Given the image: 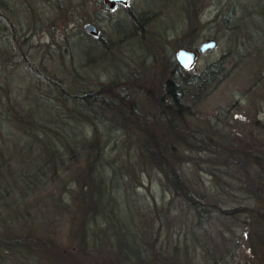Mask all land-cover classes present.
<instances>
[{
    "label": "trees",
    "instance_id": "1",
    "mask_svg": "<svg viewBox=\"0 0 264 264\" xmlns=\"http://www.w3.org/2000/svg\"><path fill=\"white\" fill-rule=\"evenodd\" d=\"M228 1L231 43L198 71L152 42L146 20L139 71L92 81L69 62L71 85L40 67L30 98L0 87V264H264V86L233 123L191 121L231 70L264 72V25L231 36L264 18V0ZM194 24L189 10L183 47Z\"/></svg>",
    "mask_w": 264,
    "mask_h": 264
},
{
    "label": "rangeland",
    "instance_id": "2",
    "mask_svg": "<svg viewBox=\"0 0 264 264\" xmlns=\"http://www.w3.org/2000/svg\"><path fill=\"white\" fill-rule=\"evenodd\" d=\"M241 2L243 7L257 5L256 0ZM228 3V0H128L125 5L116 3L111 8L102 9L98 0H0V87L24 93L25 98H30L35 75L42 69L40 67L62 76L63 82L71 85L73 69L69 62L92 81L111 79L120 67L126 71L131 66L139 71L142 64L139 65V59L134 57L143 54L144 48L136 37L140 22L143 24L146 20L144 34L152 42L160 39L165 51L173 58L174 50L186 43L181 34L186 27V12L189 10L195 16L190 43L195 47L205 38L216 40L213 48L198 52L193 64L187 68L188 71H198L231 43L227 39L229 28L219 22V18L229 10ZM239 10L235 7L233 14L238 15ZM85 21L93 23L97 32L78 34ZM263 25L264 18L259 15L241 18L238 30L231 36H254L257 27ZM56 50L66 55L64 63L55 61ZM146 59L148 64L149 58ZM8 65L14 70L9 72ZM32 68L37 71L32 72ZM255 68L257 65L247 60L246 64L231 70L201 102L191 121L201 125L205 121L215 123L214 114H219L233 123L236 117L242 116L247 96L251 91L255 94L262 91L264 86V72L260 74L259 70L254 71ZM258 76L262 81L258 80L253 85ZM262 116L264 104L260 103L253 117ZM220 127L227 130L229 126L220 124ZM184 168L188 175L193 171L190 165H184ZM158 189L154 188L156 192Z\"/></svg>",
    "mask_w": 264,
    "mask_h": 264
},
{
    "label": "water",
    "instance_id": "3",
    "mask_svg": "<svg viewBox=\"0 0 264 264\" xmlns=\"http://www.w3.org/2000/svg\"><path fill=\"white\" fill-rule=\"evenodd\" d=\"M105 7L110 8L115 3H120L122 5H125L128 0H102ZM82 27L84 30L90 33H96L97 27L89 22L85 21L82 24ZM216 45V40L213 37L205 38L201 41H199L195 47H183L179 46L177 47L173 52V58L174 60L183 68H189L197 55L198 52H203L207 49L213 48Z\"/></svg>",
    "mask_w": 264,
    "mask_h": 264
},
{
    "label": "flooded vegetation",
    "instance_id": "4",
    "mask_svg": "<svg viewBox=\"0 0 264 264\" xmlns=\"http://www.w3.org/2000/svg\"><path fill=\"white\" fill-rule=\"evenodd\" d=\"M115 4H116V3H115ZM115 4H114V5H115ZM114 5H113V6H114ZM110 8H111V7H110Z\"/></svg>",
    "mask_w": 264,
    "mask_h": 264
}]
</instances>
